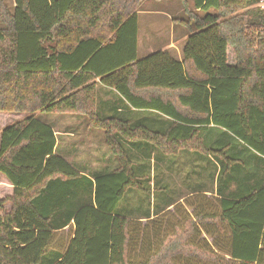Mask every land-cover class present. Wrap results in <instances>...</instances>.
<instances>
[{
  "label": "trees",
  "instance_id": "16d2710c",
  "mask_svg": "<svg viewBox=\"0 0 264 264\" xmlns=\"http://www.w3.org/2000/svg\"><path fill=\"white\" fill-rule=\"evenodd\" d=\"M143 1L154 0H0V112L26 114L0 131L12 186L0 264H264V11L258 0H155L182 7V59L138 57ZM99 85L148 115L99 107ZM42 112L89 118L116 167L80 173ZM133 151L211 161L216 195L192 190L171 211L135 216L122 203L131 190L149 198L150 176Z\"/></svg>",
  "mask_w": 264,
  "mask_h": 264
},
{
  "label": "rangeland",
  "instance_id": "374dc122",
  "mask_svg": "<svg viewBox=\"0 0 264 264\" xmlns=\"http://www.w3.org/2000/svg\"><path fill=\"white\" fill-rule=\"evenodd\" d=\"M5 2L10 7V1L5 0ZM185 4L188 8H192V0H185ZM175 6L178 8L175 9ZM140 9V12L142 11L147 14L153 11H163L172 18L181 15L179 12L182 7L180 8L178 1L175 5L171 2L164 5L154 0L149 2L143 1ZM147 14H141L140 19V41L142 44L148 35L147 24H153L154 27L151 26L153 29L157 27H155L154 23L158 24L159 29H162L161 27L164 24V29L165 22L167 21V19L165 21L161 16L150 20ZM178 26L181 28L183 25L180 23L174 25V36L176 38L177 34H179L178 32H182V36L186 35L185 28L183 27L178 31L176 29ZM158 38L160 42H165L166 32L160 33ZM176 47L180 48L181 46L176 45ZM106 90L100 85L97 89L98 106L102 108L109 104L114 96ZM148 113L144 111H133V116L139 118L148 115ZM25 115V113L0 112V128L23 119ZM35 115L42 122H49L52 125L57 137L58 153L65 155L77 168L83 167L88 172L95 173L109 171L116 167L117 159L107 147L104 141L103 131L93 128L89 123V118L73 112H42L36 113ZM131 159L136 160L138 163H144L146 170H148L147 173L150 176L148 185L149 198H146L140 192L131 190L127 193V197L122 203L123 207L132 211L135 216H142L144 212H149L150 218H153L159 215V213L156 215L153 214L154 210L158 207L165 206L172 199L183 204V195H186L189 191H214L216 188L218 170L215 164L212 165L210 163L211 161H204L195 155L191 156L184 153L171 155L159 151L141 154L133 151ZM3 186L5 185L2 181V175H0V200L9 196V192L1 190ZM9 209V202L0 204V219ZM141 222L144 223V219Z\"/></svg>",
  "mask_w": 264,
  "mask_h": 264
},
{
  "label": "crops",
  "instance_id": "0c3cea01",
  "mask_svg": "<svg viewBox=\"0 0 264 264\" xmlns=\"http://www.w3.org/2000/svg\"><path fill=\"white\" fill-rule=\"evenodd\" d=\"M9 1H10V4H11L10 6H12L13 5V0H9ZM176 8H178V7H175V9ZM141 14L144 15V14H147V13H144L142 11L138 12V33H137V45H136L138 57H142V56H144V55H146L148 53H151V52H153L155 50L161 49V50H167L175 59L181 60L182 59L181 48H182V45H183L184 40L186 38V35L182 36V32H178V31H180L181 28H183V27L180 28L178 26L176 28L178 30L177 32L179 33V34H177V38H176V36H174V28H173L176 23H174L172 21V18L170 17V15L165 13V12H163V11L150 12V13L147 14L148 15L147 17H150V20H154L157 16H161L162 18L165 19V21L167 19V21L165 22L166 24L164 26V29H163V25L164 24L161 27L162 29L158 28V24L157 23H154L155 27L157 26L156 29L152 28V27H154L153 24H151V23L147 24L148 25V35L146 37L145 42L142 44V42L140 41V19H141V16H142ZM162 32H166V41L165 42L164 41L160 42V39L158 38L160 33H162ZM176 45L177 46L180 45L181 47L178 48V47H176ZM100 86H102V85H100ZM102 87H104L111 94L114 95L113 99L111 100V102L109 104H107L105 108L111 109L110 110L111 112L113 111V112H116V113H122L124 115H127V114H129V113H131L133 111L132 108L128 107L127 104L120 99L119 95L114 91L113 88H108L106 86H102ZM111 91H113V92H111ZM103 103H105V102L103 101ZM43 123L48 124V125L51 126V128H52V130H53V132L55 134V137H56V133H55L52 125L49 122H43ZM2 128H0V131H1ZM56 139H57V137H56ZM61 155H62V157L64 159H66L68 162H70L69 159L65 155H63V154H61ZM77 170H79L80 173H82V174H84V175H86V176H88L90 178H92L91 175L94 174V172L90 173V172H88L86 170V168H83V167H78ZM96 173H100V172H95V174ZM2 181H3L5 186H3V189H1V190L9 192L8 195H11L12 186L7 182V180L3 176H2ZM192 194H193V191H189V193H187L186 195H183L184 196L183 198H185L187 196H190ZM204 194H206V196H215L216 195L213 191H204ZM179 198H181V197H179ZM177 202L178 201L174 200V201H171V204L167 203L165 206L161 207L159 209V212H158L159 215H161V214H163V213H165V212H167L169 210L170 211L173 210L174 205ZM186 210L188 212L191 211L190 208H186ZM149 219H151V218L149 217ZM140 220H142V219H140ZM145 220L146 219H144V222H145ZM63 230H64L63 232H65V233L68 232V227H65ZM206 239H207V241L209 243H211V239L210 238L206 237Z\"/></svg>",
  "mask_w": 264,
  "mask_h": 264
},
{
  "label": "built area",
  "instance_id": "2783aa9c",
  "mask_svg": "<svg viewBox=\"0 0 264 264\" xmlns=\"http://www.w3.org/2000/svg\"><path fill=\"white\" fill-rule=\"evenodd\" d=\"M257 6L264 11V0H258Z\"/></svg>",
  "mask_w": 264,
  "mask_h": 264
}]
</instances>
